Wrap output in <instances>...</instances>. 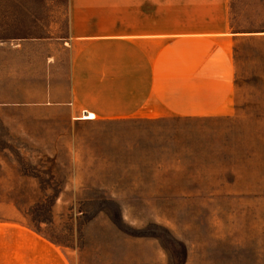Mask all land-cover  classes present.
I'll use <instances>...</instances> for the list:
<instances>
[{
  "label": "rangeland",
  "instance_id": "rangeland-1",
  "mask_svg": "<svg viewBox=\"0 0 264 264\" xmlns=\"http://www.w3.org/2000/svg\"><path fill=\"white\" fill-rule=\"evenodd\" d=\"M141 3L228 19L233 115L73 120L41 102L46 38H66L73 14L139 15ZM56 57L65 77L69 51ZM0 222L85 264L153 250L162 264H264V0H0Z\"/></svg>",
  "mask_w": 264,
  "mask_h": 264
},
{
  "label": "crops",
  "instance_id": "crops-1",
  "mask_svg": "<svg viewBox=\"0 0 264 264\" xmlns=\"http://www.w3.org/2000/svg\"><path fill=\"white\" fill-rule=\"evenodd\" d=\"M227 24L225 17L148 15L142 8L129 16L73 14L66 38H46L41 102L63 108L73 120L82 109L97 120L233 115L238 33ZM36 41L41 40L13 43L12 50L39 45ZM62 50L69 51L65 77L56 67ZM162 259L153 250L140 261L103 264H162ZM0 264L85 263L28 227L0 222Z\"/></svg>",
  "mask_w": 264,
  "mask_h": 264
},
{
  "label": "built area",
  "instance_id": "built-area-1",
  "mask_svg": "<svg viewBox=\"0 0 264 264\" xmlns=\"http://www.w3.org/2000/svg\"><path fill=\"white\" fill-rule=\"evenodd\" d=\"M75 120H94L96 116L93 112L87 111L85 109L80 110V112L73 117Z\"/></svg>",
  "mask_w": 264,
  "mask_h": 264
}]
</instances>
